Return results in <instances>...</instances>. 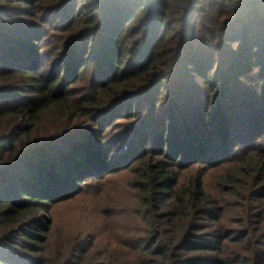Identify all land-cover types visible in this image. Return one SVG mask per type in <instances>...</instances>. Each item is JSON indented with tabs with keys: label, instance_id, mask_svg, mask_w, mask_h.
Segmentation results:
<instances>
[{
	"label": "trees",
	"instance_id": "trees-1",
	"mask_svg": "<svg viewBox=\"0 0 264 264\" xmlns=\"http://www.w3.org/2000/svg\"><path fill=\"white\" fill-rule=\"evenodd\" d=\"M131 162L130 231L57 230ZM0 264H264V0H0Z\"/></svg>",
	"mask_w": 264,
	"mask_h": 264
},
{
	"label": "rangeland",
	"instance_id": "rangeland-1",
	"mask_svg": "<svg viewBox=\"0 0 264 264\" xmlns=\"http://www.w3.org/2000/svg\"><path fill=\"white\" fill-rule=\"evenodd\" d=\"M240 154L242 153H232L229 161L232 160L231 158L235 159ZM230 164L231 162H220L219 165L212 167L203 163L194 164L190 168L179 170V175L181 180H183L184 178H190L196 172L201 173L208 192L215 195L217 193L215 187L216 180L224 173L223 170L225 168L231 166ZM136 165L131 162L128 168L123 169L121 166L119 169H114L108 175H94L88 178L83 197H77L53 209L57 230L67 232L76 228L73 225L85 227L89 225L93 229H96L97 233L102 235V238L108 236L111 241L116 238L115 234L117 232L122 231L126 233V231H130L132 229V224L129 222L131 220L130 212H132L135 202L133 200L132 189H130L129 185L134 177V174L131 173V168H134ZM95 199L97 203L100 201L103 204L104 201V212L108 214V220L102 218L100 221L94 218L93 215L91 216L93 218H90L88 214L84 213L89 202ZM110 208H113V210L110 211Z\"/></svg>",
	"mask_w": 264,
	"mask_h": 264
}]
</instances>
